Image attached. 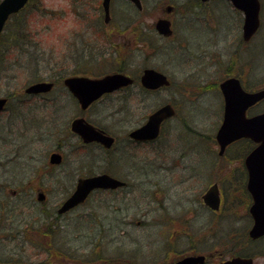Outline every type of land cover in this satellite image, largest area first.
<instances>
[{
	"label": "rangeland",
	"instance_id": "1",
	"mask_svg": "<svg viewBox=\"0 0 264 264\" xmlns=\"http://www.w3.org/2000/svg\"><path fill=\"white\" fill-rule=\"evenodd\" d=\"M141 1L146 11L145 9L143 12L136 11L134 8H130L123 0L114 1L115 17L120 18L121 23H125L128 21H125L124 18L130 14L132 21L126 38L124 39L122 34L119 35V45L115 48L108 47V43L100 46L97 56L102 53L101 61L103 64L101 68L113 70L123 59L125 64L123 66L131 73L140 72L145 64L162 66L165 69L164 71L171 75L175 85L152 92L139 103L131 100L128 103V110L115 111L114 114L113 112L111 113L112 108H118L119 104L123 103L118 102L115 98H107L101 101L100 103L106 107L102 112L103 124L111 125L110 128L112 125L118 127L114 128V132L119 131V135H122L124 130H126L125 128L142 122L145 119V115L162 103L172 101L179 111L175 117L164 123L163 140L154 143L148 148L136 147L133 148V151H130L131 154H135L133 158L136 159V162L134 167L132 165L131 173L128 175L129 186L123 189L122 192L93 193L84 205L58 220L62 229L61 236L58 239L70 240L81 255V251L86 252L90 248L91 241L99 238L100 248L105 254L112 255L120 251L126 253L123 250L127 249L139 250L141 253L137 255V258L141 264H160L163 261H174L178 257V252L184 247L185 241H188L189 236L193 234L195 223L197 221L204 222L207 219L200 195L204 191L209 178L206 177L204 180L196 182L191 165L194 163L193 168L199 172L202 179L206 176L209 166L213 163V156L206 151L207 139L201 138L187 130V128L203 131L205 137H208L214 132L221 117L220 98L215 89L208 92L207 86L201 88L200 91H196V89L186 86L183 88L182 85L188 83L195 85L199 81H202V84H206L207 80L219 77L218 73L223 70L225 63L229 59L230 55L228 52L230 53V51L228 50L235 47L236 43L239 44L237 42L239 37L238 39L236 37L239 34L240 26L236 28L238 19H235V17L239 18L237 12L232 11L233 15H229L227 18L229 11L223 0H214L213 3L209 1L206 4L210 6L209 20L205 17L206 11H203L207 6H194L192 0ZM260 1L262 2V26L252 41L242 49L240 48L236 53L248 69L245 72L247 81L256 82L258 80L257 86L259 87L264 86V0ZM169 4L172 8L170 13L165 14L164 9ZM32 7H34L32 4L27 6L19 15L21 22L22 20L24 21L23 27H19L18 30L27 34L26 20ZM164 15L169 17L173 24L175 23L176 29L174 28L171 38H163L161 41L157 40L156 44L161 43V46L159 45L160 48H155L157 50L156 53L150 54V49L147 51L148 47H144L145 45L142 42L139 43L143 44V46L137 44V32L133 28L138 25L144 38L150 37L149 35H152L153 21L157 17ZM14 19L15 17L10 18L6 24L4 38L17 34V32H12L15 27ZM198 22L203 26H207L208 31H204V28ZM126 32L127 29L124 30V34ZM10 42L11 40L8 38L7 44ZM83 42L88 41L85 40ZM31 43L29 35V37L21 38L18 42L20 46L11 50V53L14 50L19 54L28 53L29 59L26 66L29 69V74L21 80L14 73H9L7 77L9 82L7 84L0 80V96L9 94L14 88H17L22 93L25 84L32 80V73L41 77L57 74L54 66L56 63L59 69V64H63L67 70L66 72H72L77 69L76 66H73L71 55L63 61H53L51 58H45L42 54L30 50L29 45ZM81 43L74 47L72 53L77 57V50L80 49L79 52H81L84 46L82 51L85 54L83 56L81 53L79 60L82 65L89 68L88 64L90 62L85 59L88 57L89 46ZM181 46H183L182 49ZM197 47H203L200 49L203 57V60L200 61L202 64L206 58L209 59V56L206 55L209 51L213 60L214 55H218L220 51L223 56L225 54L226 57L229 56L224 62L221 60L220 64L217 62L213 63L216 71H218L216 74L213 73L214 66L212 67V65H208V68H203V71L197 74L194 72L197 69L195 62L199 59H196V57L195 60L193 59V54ZM185 48H188L189 52L194 53L188 55ZM182 51L184 55H182ZM197 58L199 57L197 56ZM10 62V68L13 63H19V55L13 60H9ZM94 64L91 62V68L94 67ZM177 83H181V85L178 86ZM65 95V91L58 85L51 92L49 99H52V102L53 100L63 102L67 99ZM186 97L189 100L184 102L183 99ZM198 97L202 101L196 103ZM37 100L41 101V99ZM258 105L252 111L264 110V101ZM30 107L37 110V116L48 115L51 110L48 108L45 111L40 108V102L38 106L36 103L31 104V101H29L28 103L23 102L22 106L17 109L18 111L14 110L13 113L28 111ZM62 110L67 111L68 107H63ZM62 110H57L58 116L65 113ZM178 114L186 117L184 122L179 118ZM8 115L5 112L0 114V212L3 213L0 215V228L6 225V228H8L9 224H11L14 232L16 228L22 225H17L18 223L32 220L34 217L36 219V193L38 190L42 189L47 193L45 205L53 209L54 204L56 205L57 202L63 199L65 194L71 192L74 182L68 180L70 177L63 179L64 174L61 172L63 167L56 168L57 172L55 174L57 175L54 174V176H48V170L46 167H42L43 162L46 160L45 144L52 145L54 139L32 142L31 140L36 139L35 135L26 132V129H24L29 124L24 125L23 120L20 119L17 121L11 120L12 117H8L7 120ZM40 136L45 137L46 133H42ZM211 137L213 139V135ZM236 148L237 145L235 144L234 147L227 150L228 158L233 159ZM216 150L217 146H215V153ZM91 162L93 161H88L87 170H97L98 165H92ZM127 163V158L120 156L118 163L115 164L113 169L121 172ZM171 164L177 166H171ZM233 165H238V163H233ZM231 168L227 164L226 172H230ZM60 169L62 170L59 172ZM186 173L192 174V177L188 180L187 177H184ZM15 202L21 206L20 209L17 212L8 214L9 212L5 207ZM145 211L149 213L147 215L148 218L144 214ZM9 216L10 220H8ZM143 217L151 220V224L145 227L138 226L136 220L143 219ZM169 219H173V221ZM159 224L163 225L159 226ZM77 226L79 231H73L74 227ZM5 234H8L7 231L2 229L0 231V256L6 260L18 259L20 256L19 252H21L22 258L30 256L32 262L37 264H78V262L64 255H61L60 258L51 257L48 262H42L46 258L45 254L37 253L35 255V249L28 245L29 243L35 244V246L37 245V250H41L38 247L41 240L37 239V241L35 239V237H38L36 232L29 233L30 237L26 238V240L22 235L13 238L11 235L6 237ZM75 234L79 237H76ZM21 238H24V246L27 248L25 252L24 249L19 251L22 243ZM150 239H157L166 243L168 252L164 253L163 248L158 243L147 252ZM170 245L174 246V248L169 247ZM221 252V249H219L216 256L228 255ZM4 264L8 263L5 262Z\"/></svg>",
	"mask_w": 264,
	"mask_h": 264
},
{
	"label": "flooded vegetation",
	"instance_id": "2",
	"mask_svg": "<svg viewBox=\"0 0 264 264\" xmlns=\"http://www.w3.org/2000/svg\"><path fill=\"white\" fill-rule=\"evenodd\" d=\"M127 4H129L130 6L133 7L132 3L128 0H124ZM194 6H204V4L200 3L199 1L195 2ZM100 7V8H99ZM98 15L97 17L92 21V22H96V19L102 20V25L100 24L99 28H102V34L105 35V38H107V43H108V47H116L117 45H119V35L122 34L123 38L125 39L128 33V29H130V23H131V19L129 17L124 18L125 23H121L120 22V18H116L113 11H112V7L110 5V16L108 21L104 22V15H103V10L101 8L100 3L98 2V4L95 7ZM169 10H170V6H169ZM203 11H206V19L209 20V11L210 8L209 6L205 9H203ZM124 17V16H123ZM122 17V18H123ZM120 19V20H119ZM170 21V27L172 29V34L174 33V28H175V23L173 24L172 20L169 19ZM193 23V20H192ZM200 23V22H198ZM201 24V23H200ZM201 27L204 28V31H208L207 26H203L201 24ZM127 29V32L124 34V30ZM153 32V31H152ZM131 33V32H130ZM154 33V32H153ZM155 34V33H154ZM157 37L155 38H146V40H148L146 43V45H148L151 49H153V44H154V40H156L157 38H160V35H156ZM172 36V35H171ZM171 36H164L162 35V38L164 39H169L171 38ZM209 37V36H208ZM207 37V39H208ZM195 40V37H194ZM236 43V46L233 47L232 49L228 50L232 51L231 54H236L237 51L241 48L244 47V43L242 38H240V40H238ZM85 44H87L89 46L88 48V57L85 58L87 59V61H94V60H98L100 59L99 55L97 56V52L100 50V46H102V43H90V42H84ZM83 41L81 44H84ZM86 45V46H87ZM115 45V46H114ZM161 46V44H160ZM160 46L158 44L155 45L156 48H160ZM84 47V46H83ZM82 47V50L84 49ZM183 48V46H181V49ZM203 47H197L195 49V53L194 52H189L188 48L186 49V53L188 55H190L191 53L193 54V59H199L198 61L195 62V66L197 67V69L194 70L195 73L200 74L203 71V68H208V65H212V67L214 66L213 63H218L220 64L223 60V62L227 59V57L229 58L228 61L225 63L223 70L220 71L218 73L219 77L216 79H211V80H207L206 84H202V81H199V83L196 84V86L198 87H206L208 86V91H212L213 89L217 90V93L222 95L220 89H219V83L224 80L225 78L231 76V70H232V65L234 66V64L232 63V56L231 54L228 52V56L226 57L223 56L222 52L220 51L219 54L216 56L214 55V60L215 62H213V58L211 56L210 51L208 53H206V55L209 56V59L206 58L205 61H203V64L200 62L201 60H203L202 57V52L200 51V49H202ZM167 51V50H166ZM83 52V56H84V51ZM157 50L155 49L154 51L150 52V54H154L156 53ZM205 54V53H204ZM182 55L183 51H182ZM197 56L199 58H197ZM213 61H212V60ZM123 61L124 59L121 61V63L119 64V66H122L123 69L121 70H117L118 72H123L125 74H128L130 76H132L133 81L130 84L124 85L119 87L118 89H115L111 92H107L102 94L101 97H99L97 99V101L92 102L87 108L82 109L77 101V99L71 95L70 93V97L66 96V98H68L70 100L71 103V109L68 110L65 114V116H58L57 115V111H55V113L53 115H51L50 122L45 120V119H39V118H29V116H16V117H23V118H19L20 120H23L24 125L25 124H33V127H25L24 129H26V132L31 133L33 135H35L36 139L31 140L32 142L38 141V140H45V139H54V141H52V145L50 144H45V150H46V154H45V162H43L42 167H46V169L48 170V176H54L55 172H57L56 168L58 167H63V171H61L62 169L59 170V172H63L64 176L66 178L70 177L72 178L74 181L77 180L78 177L83 176L85 174H87V165H88V161L92 160L93 162L92 165L97 164L98 165V170L97 172H107L108 174L115 176V177H119V178H123V179H127L128 175H130L131 173V168L132 165L134 167V164L136 162V159L133 158V155H135L134 153H130V151H133V148L136 147H150L152 146L154 143H157L158 141H161L164 139V130L161 126L160 131L158 136L153 139V140H135L133 138L130 137L129 132L134 129L135 127L139 126L142 122H140L139 124H132L130 127L125 128L126 130H124V133L122 135H119V131L118 132H114V128H118V127H114L112 125V127L110 128L111 125H104L103 124V116H102V112L103 110L106 109L105 106H103V104H101L100 102L107 99V98H115V100H117L118 102H121L123 104H119L118 108H112L111 113L113 112V114L116 112H121L125 109H127L128 103L129 101L133 100V101H138V103L140 101H142L143 98L147 97V95L151 94L152 91H156V90H160V89H166L169 88L171 86H174L175 84L173 79L171 78V75L167 72H165L162 66H155L153 64H145L146 66L149 67H154L156 69H159L161 71H163L164 73H166V75L169 78V82L170 85L169 86H165L163 88L160 89H150V88H146L145 86H143V84L141 83L139 77L140 74L142 72V69L144 68L142 66L140 72L137 73H131L129 71H127V69H125V67L123 66ZM210 62V63H209ZM228 63V64H227ZM235 63V62H234ZM207 64V65H206ZM97 65V64H95ZM125 65V64H124ZM242 66V67H241ZM241 66L236 65L235 66V72L234 74L239 76V73L244 71V64L241 63ZM246 71V68H245ZM112 72H115V70H112ZM216 68L214 66L213 69V73L216 74ZM109 73V72H108ZM111 73V72H110ZM78 75H88L90 77H99L102 76L104 74H98V75H94V74H88V73H75ZM106 74V73H105ZM240 79H245V78H241ZM50 81H52L53 83V88L51 90H53L56 86L59 85V83H63V79L59 78H51L48 79ZM241 80V83H242ZM186 84V83H185ZM177 85H181V83H177ZM186 87H193V84H186V85H182L183 88ZM220 93H219V92ZM69 92V91H66ZM28 96H32V95H28ZM32 97L35 98H45L46 96L44 94H38V95H33ZM187 100V97L183 99V101L185 102ZM56 101V100H54ZM172 104L173 108L175 109V114L178 113V107L176 108V106L174 105V102L172 101H168ZM98 104V106H97ZM126 104V105H125ZM128 110V109H127ZM174 114V115H175ZM247 116H251L254 113H250V111H247ZM173 115V116H174ZM147 116V115H145ZM172 116V117H173ZM27 117V118H26ZM84 118L86 121L90 122L91 124H93L96 128L99 129H103V132L107 135L112 136L113 141H112V145L110 147H105L103 144L94 141V140H90L88 142L84 141L82 139V137L72 131L71 128V123L74 121L75 118ZM170 118V117H169ZM169 118H167L165 121H167ZM164 121V122H165ZM163 122V123H164ZM114 123V122H113ZM112 124V123H111ZM42 133H46V136H40V134ZM49 134V135H48ZM39 135V136H38ZM242 140H246L248 141L249 139L246 138H242ZM256 146V143H254L253 141L250 142V149L247 151V154L249 153V151H251V149H253ZM53 152H57L61 155V160L59 163H54L50 161V154ZM246 154V155H247ZM245 155V156H246ZM120 156H125L127 158V165L121 170V172H118L116 170H114V166L115 164L118 163L119 161V157ZM244 161V158L243 160ZM161 165V164H160ZM162 166V165H161ZM130 169V170H128ZM242 171H243V176L245 179V184H246V180H247V170L245 168L244 163H242ZM44 173V172H43ZM42 173V175H43ZM57 175V174H55ZM58 177V176H57ZM117 190V189H116ZM247 192V191H246ZM249 195V193H248ZM250 196V195H249ZM231 210V209H229ZM227 214H229L230 216L234 214L235 216V212H227ZM237 221L236 223L233 222H229L227 224V226L225 228H221L219 226V228H217V225L214 222V218H210L206 223H201L197 225L196 228V232H195V239H194V252L195 254H202L205 257L204 260V264H214V259L216 254L218 253L219 249L217 248V240L216 238H224L226 241L230 242L232 244V242H234V253L235 254H240L246 257H252L254 259L253 264H264V234L260 235L258 237L252 238L249 236V229L251 228L252 224H253V218L251 217V215L248 212V207L244 209L243 213H241L240 215H238L237 217H230V221ZM233 225H236L237 228L233 229ZM240 229V230H237ZM258 260V261H257ZM213 262V263H212Z\"/></svg>",
	"mask_w": 264,
	"mask_h": 264
},
{
	"label": "water",
	"instance_id": "3",
	"mask_svg": "<svg viewBox=\"0 0 264 264\" xmlns=\"http://www.w3.org/2000/svg\"><path fill=\"white\" fill-rule=\"evenodd\" d=\"M27 0H7L3 7H0V31L3 24L12 12L20 9ZM109 1L102 0L105 12V21L109 16ZM140 8L139 0H131ZM204 1V0H203ZM233 6L243 13V38L247 40L259 25V2L258 0H229ZM170 23L165 18H159L155 22L156 30L163 35L171 33ZM140 81L146 88L155 89L163 85H168L169 81L165 74L153 68H145L140 75ZM65 84L72 93L79 99L81 106L86 107L92 100L104 92L111 91L120 86L132 82V78L123 73L107 74L101 78H88L84 76H71L64 79ZM51 86L50 82L39 81L28 85L25 88L27 93H37L47 91ZM220 88L224 95V117L217 132L216 139L220 146V153L223 147L233 139L245 136L253 141L259 142L257 147L246 157V164L249 169V180L247 183L254 203L250 211L254 217V224L250 230V235L256 237L264 233V112L253 117H246V108L264 97V88L247 92L241 89L236 79L228 78L220 83ZM6 98L0 97V110L5 104ZM174 114L171 104L166 103L150 113L146 121L139 127L133 129L129 135L136 140L153 139L157 136L160 124L163 119ZM72 128L78 131L85 140H97L105 146H110L112 138L96 131L90 124L83 123L82 119L73 121ZM58 154H51V162H59ZM125 182L111 177L108 174H98L90 177L80 178L76 182L72 193L66 197L57 208L58 213L65 212L75 205L84 201L89 192L95 188H115L124 185ZM42 192L38 194V199L42 200ZM203 198L207 204L215 208L218 204L216 187H211ZM201 258L197 256H186L172 264H195ZM220 264H251V258L234 257Z\"/></svg>",
	"mask_w": 264,
	"mask_h": 264
},
{
	"label": "clouds",
	"instance_id": "4",
	"mask_svg": "<svg viewBox=\"0 0 264 264\" xmlns=\"http://www.w3.org/2000/svg\"><path fill=\"white\" fill-rule=\"evenodd\" d=\"M7 0H0L3 7ZM36 6L27 15L26 31L32 43L29 49L42 54L53 61H63L70 57L74 47L82 41L102 43L103 37L97 31L92 21L98 13L94 0H34ZM19 55V63L0 73V80L5 84L9 73H14L19 79L29 74L26 66L28 53L19 54L13 51L9 59Z\"/></svg>",
	"mask_w": 264,
	"mask_h": 264
},
{
	"label": "trees",
	"instance_id": "5",
	"mask_svg": "<svg viewBox=\"0 0 264 264\" xmlns=\"http://www.w3.org/2000/svg\"><path fill=\"white\" fill-rule=\"evenodd\" d=\"M33 1L34 0H30V2H33ZM23 21L24 20H22V23L18 21L16 24H18L19 27H23ZM136 29L139 30L138 27ZM13 31L17 32V34L16 35L12 34V36H8L7 38H4V36H2V41H1V46H0V73H3L5 70L10 68L11 62L9 63V60H10L9 55L11 54L12 49H15L18 46H20L18 44L19 40L24 37H29V33L27 34L26 32L19 31L17 27H14L12 29V32ZM8 38L11 40V42L9 44H6L5 42L8 41ZM118 69L122 70L123 67L118 66ZM32 77L38 78V76H36L33 73H32ZM11 103L12 104L10 106L11 107L10 109L12 111L14 110L18 111L17 109H19L22 106L23 100H18V101L14 100ZM103 193H109V192L103 191ZM58 203L59 202L56 203L53 209L50 208V206H46L45 203H42L39 205L36 204V210H35V212L37 213L36 219L34 217L32 220H26L21 223H18L17 225H21V224L22 225L16 228L14 232L12 231L13 227L11 224H9L8 228H6L7 225L4 226L3 228H0V231L2 229H5L8 233V234H5L6 237L8 235H11V237L14 238L16 236L19 237L22 235L25 237V240L26 238L30 237L29 233L36 232L38 237H35V239L41 240V242H39L40 246H38L39 248H41L39 252H44L45 257L47 258V259L44 258L42 262H48L51 257L60 258L61 255H64L78 262V264H138L136 260H134L133 258L125 257L121 255V253H116V255L105 254V252H103L100 248L99 238H97L95 241H91L90 248L86 252L81 251L82 252L81 255L79 254V252H77L78 251L76 250L77 248L74 247V243H71L70 240H65V239L59 240L58 238L61 236L62 229L60 227V223L58 222V220L62 218L64 215L66 216V213L63 215L56 213L54 208H56ZM20 207L21 206H19V204L15 202L13 204H10V206L7 205L5 208L9 212L8 214H10L13 212H17L20 209ZM2 214L3 213L0 212V215ZM10 219L11 218L9 216L8 220ZM73 231L75 232L79 231V227L78 226L74 227ZM75 236L79 237L76 234ZM45 239L46 241H44ZM21 241H22L21 249H19V251L24 249V252H25L27 248H25L24 246V238H21ZM28 245H30L33 249H35L36 252H34V254L36 255L38 253L37 248H36L37 245L35 246V244H32V243H29ZM19 253H20V256L18 259L12 258L10 260H6L0 256V264H4L5 262L8 264L9 263L37 264L35 262H32V258L30 256L22 258L21 257L22 253L21 252Z\"/></svg>",
	"mask_w": 264,
	"mask_h": 264
}]
</instances>
